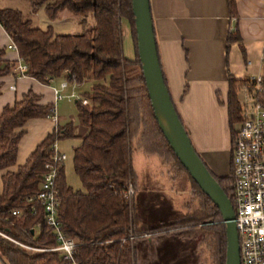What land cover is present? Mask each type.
<instances>
[{"label": "trees", "instance_id": "16d2710c", "mask_svg": "<svg viewBox=\"0 0 264 264\" xmlns=\"http://www.w3.org/2000/svg\"><path fill=\"white\" fill-rule=\"evenodd\" d=\"M27 1L30 7L27 16L16 9L0 8V26L27 66L25 77L41 84H47L50 78H62L71 85L81 86L87 80L94 85L83 98L88 101L87 106L76 102L79 134H74L70 125L58 127L57 133L53 131L44 139L17 172L7 171L1 177L0 231L19 244L44 251L27 250L0 238V262L70 264L61 260L59 253L45 251L56 247L55 237L45 225L41 205L26 200L39 193L45 166L51 163L52 145L63 138H76L80 144L73 151V170L83 191H74L66 185L63 167L55 188L59 199L58 221L63 234L77 243L76 261L79 264H138L142 237L161 238L172 230L177 231L179 237L206 231L212 241L215 264H225L227 243L222 217L180 165L154 118L137 56L131 0ZM229 1L234 15L233 2ZM41 8H44L49 22L54 21L59 13L68 11L78 19L83 32L58 35L50 26L43 30L35 24ZM124 20L130 26L135 48L133 60L123 54L121 24ZM234 40L240 41L238 36L228 38L229 42ZM3 54L4 51L0 50V77L10 74L14 67V64L1 60ZM160 68L162 71L161 64ZM162 75L168 90L163 71ZM246 84L247 81L228 77L226 106L231 135L228 176H216L202 161L232 205V141L234 127L240 121L237 93ZM38 101L39 97L29 91L21 101L5 107L0 114V171L15 166L25 124L49 117L52 106H39ZM173 107L181 122L174 104ZM146 125H149L148 129ZM140 137H149L150 146H143ZM134 150L149 157H160L159 152L169 155L175 166L188 176L194 190L202 195L200 207L166 226L149 228L141 222L134 214L133 198L129 202L125 197L128 184L133 187L134 195L136 193ZM13 211L19 214L13 216ZM130 237L135 239L130 241Z\"/></svg>", "mask_w": 264, "mask_h": 264}, {"label": "crops", "instance_id": "0c3cea01", "mask_svg": "<svg viewBox=\"0 0 264 264\" xmlns=\"http://www.w3.org/2000/svg\"><path fill=\"white\" fill-rule=\"evenodd\" d=\"M6 2L0 0V8H7ZM149 2L159 61L183 127L207 167L216 176H228L231 157L226 106L228 77L240 82L256 75L264 77V0H232L234 15L229 0ZM121 27L122 37H131L128 22L122 21ZM237 36L239 42L228 41ZM10 44V38L0 26V50L4 51L1 60L15 67L19 55L8 50ZM13 74L11 71L0 77V114L5 107L21 101L29 91L39 97V106L55 104L52 88L58 87L64 79H54L47 85L28 77L16 79ZM12 86L14 90H10ZM78 87L70 86L66 93L75 92ZM241 93V90L237 93L238 102ZM60 121L61 117H57L58 127ZM56 125L49 118L25 124L16 164L0 171V185L1 177L7 171L17 172L37 146L53 133ZM140 152L147 159L155 158ZM136 177L137 185L144 186L137 174ZM140 191L137 190L134 197ZM133 203L135 206L134 200Z\"/></svg>", "mask_w": 264, "mask_h": 264}, {"label": "rangeland", "instance_id": "374dc122", "mask_svg": "<svg viewBox=\"0 0 264 264\" xmlns=\"http://www.w3.org/2000/svg\"><path fill=\"white\" fill-rule=\"evenodd\" d=\"M6 7L19 10L26 16L30 12L27 0H7ZM35 24L43 30L50 26L58 35H76L83 32L78 19L68 11L59 14L54 21L49 22L44 8H41L36 15ZM123 54L129 60L135 58L133 40L129 36H123ZM93 85L92 81L87 80L75 92L83 99L90 93ZM242 97L241 93L239 97L241 102ZM56 111L57 117H61L60 127L70 125L74 134L80 133L75 100L60 101L56 105ZM146 128L148 129L149 125H146ZM140 140L143 141V146H150L149 137L146 139L140 137ZM154 141H156L155 137ZM79 144V141L74 138H63L57 142V151L66 156L63 162L65 183L74 191H83L73 170V151ZM159 153L160 157L152 156L155 158L150 159L145 158L138 150L132 153L134 171L144 184L139 186L136 183L135 191H141L133 197L136 203L134 214L149 228L176 223L190 211L197 210L203 201L202 195L194 190L188 176L175 166L173 159L169 155ZM196 230L201 229L196 228ZM176 234L177 231L172 230L171 233L160 236L161 238L147 236L141 239L138 264H215L212 241L206 231H195L181 237Z\"/></svg>", "mask_w": 264, "mask_h": 264}, {"label": "built area", "instance_id": "2783aa9c", "mask_svg": "<svg viewBox=\"0 0 264 264\" xmlns=\"http://www.w3.org/2000/svg\"><path fill=\"white\" fill-rule=\"evenodd\" d=\"M7 48L17 52V47L12 42ZM12 71L16 79L25 77L27 66L20 57ZM53 81L52 78L47 79V85H51ZM70 86L76 87L63 80L58 87L52 88L55 104L50 108L48 118L55 125L58 102L75 100L83 106L88 105V101L80 98L76 92L66 93ZM10 90H14V87H10ZM241 91L243 101L239 102L240 121L234 127L232 141L233 222L238 236L241 264H264V77L256 75L249 78ZM57 129L56 125L55 134ZM51 150V163L45 166L39 193L26 201L38 202L41 205L45 225L55 237L56 247L45 251L57 252L61 260L79 264L76 261L77 243L63 234L58 221L59 199L55 185L66 156L57 151V142L52 145ZM125 197L129 202L134 197V189L130 184L127 186ZM18 214V211L12 212L13 216ZM0 238L27 250L44 251L19 244L2 231ZM134 239L135 237L129 238L130 241Z\"/></svg>", "mask_w": 264, "mask_h": 264}, {"label": "water", "instance_id": "95a60500", "mask_svg": "<svg viewBox=\"0 0 264 264\" xmlns=\"http://www.w3.org/2000/svg\"><path fill=\"white\" fill-rule=\"evenodd\" d=\"M136 50L154 118L170 149L200 191L218 209L226 233L225 264H241L233 207L194 150L165 86L149 0H131Z\"/></svg>", "mask_w": 264, "mask_h": 264}]
</instances>
